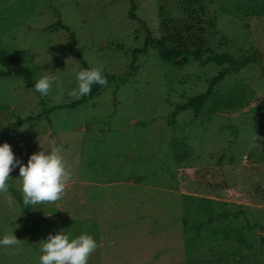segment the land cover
Segmentation results:
<instances>
[{
    "label": "rangeland",
    "instance_id": "rangeland-1",
    "mask_svg": "<svg viewBox=\"0 0 264 264\" xmlns=\"http://www.w3.org/2000/svg\"><path fill=\"white\" fill-rule=\"evenodd\" d=\"M0 51L60 82L0 64V142L59 145L71 172L27 211L0 192V264H39L61 229L96 239L87 264H264V0H0ZM76 64L107 84L67 95ZM8 183L23 197L18 166Z\"/></svg>",
    "mask_w": 264,
    "mask_h": 264
},
{
    "label": "clouds",
    "instance_id": "clouds-1",
    "mask_svg": "<svg viewBox=\"0 0 264 264\" xmlns=\"http://www.w3.org/2000/svg\"><path fill=\"white\" fill-rule=\"evenodd\" d=\"M75 86L70 88L67 95L79 98L87 95L92 85H106L107 77L103 74L101 65L83 67L74 66ZM50 72V71H49ZM60 86V82L54 75H38L33 84L35 91L42 96L47 95L53 86ZM18 166V178L20 191L23 194L25 205L35 206L44 201L53 202L63 194L66 183L71 177V172L65 166L61 146L44 148L28 155L26 162H21L8 142H0V192L9 187V173ZM19 240L9 233L0 234V246H15ZM97 248V241L87 232L73 235L66 229L58 230L55 234L48 233L45 239L40 241L39 264H87L89 254Z\"/></svg>",
    "mask_w": 264,
    "mask_h": 264
},
{
    "label": "trees",
    "instance_id": "trees-1",
    "mask_svg": "<svg viewBox=\"0 0 264 264\" xmlns=\"http://www.w3.org/2000/svg\"><path fill=\"white\" fill-rule=\"evenodd\" d=\"M153 42H154V45L159 55L162 57L163 60L174 61L175 54L172 52H169L168 50H165L163 47L162 41L155 39L153 40ZM214 60L219 63L227 62V64L232 67H240L244 65L242 61L235 59L234 57H232L230 54H227V53L215 56ZM0 64L9 68V70H12L17 74L22 75L26 81V85L28 87H31L33 92L36 93V91L33 88L32 83L30 82V74L27 68H23L19 66L15 61H13L9 56H7L2 51H0ZM7 190L8 192L12 194L14 200L19 204L22 210L27 211L29 206L23 203V197L20 194L16 193V191L10 185Z\"/></svg>",
    "mask_w": 264,
    "mask_h": 264
}]
</instances>
